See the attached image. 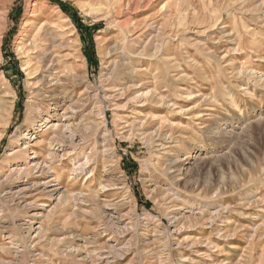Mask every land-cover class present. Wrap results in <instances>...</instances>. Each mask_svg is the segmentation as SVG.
I'll use <instances>...</instances> for the list:
<instances>
[{
	"label": "rangeland",
	"instance_id": "obj_1",
	"mask_svg": "<svg viewBox=\"0 0 264 264\" xmlns=\"http://www.w3.org/2000/svg\"><path fill=\"white\" fill-rule=\"evenodd\" d=\"M54 1L0 0V264H264V0ZM45 53L92 128L14 160Z\"/></svg>",
	"mask_w": 264,
	"mask_h": 264
},
{
	"label": "bare ground",
	"instance_id": "obj_2",
	"mask_svg": "<svg viewBox=\"0 0 264 264\" xmlns=\"http://www.w3.org/2000/svg\"><path fill=\"white\" fill-rule=\"evenodd\" d=\"M159 37H160V34H158L157 37H153L154 41L156 39L155 44H154V42L152 43V46H153L152 50H154L155 54H161V51H162V48H163V41L162 42L161 41H157L158 40L157 38H159ZM49 54H47V53L43 54L42 57L39 58V61H38L39 64H41V66H42L41 71L43 70V73H40L38 75V77H37L38 80H39L38 81L39 84L42 85V88L37 91L39 103H36L35 101H31L27 105V110H28V112H27L28 114H27V117H26V124L27 125L25 126V124H24V130L25 131L20 130L19 134H18V137H17V140H16V142L19 143V144H20V142H23L22 145L24 147L21 150H17V151H16V149H14L13 153L11 154L13 156L14 160L24 159L27 162V160L29 159V152L32 153L31 151H32L33 145H38L39 146V145H42V143H44V140L40 139L41 137L32 138L34 134H39L40 131H44L46 136H51V138H49V140H48V143H49L50 147L53 146V144L56 143V144H60L61 146L62 145L65 146V145L69 144L74 149L78 148V145H75V141H76V137L78 136V133L80 132V125L75 124V122L78 119L79 110L83 114L82 115V121L84 122L83 125H84L85 129L87 131H90L91 128H92L91 125L88 123L89 113L85 114V112H87L89 110V107L91 106V102L95 98H99V96L96 95V97H95V95H93L91 93V87H88V81H87L86 76H82L81 77V76H78L77 74H74V83L71 84V87H70L71 90L70 91L65 90L68 87V86L65 87V83L66 82L68 83V80H67L66 76H64V75L59 76V74H58V69H59L58 66L59 65L57 66V64H55L54 61H52V59L49 58ZM134 69L132 68V71H131L132 75H134L136 73V71H135L136 69L135 70ZM153 76L155 78L159 77L156 74L153 75ZM81 86H86V90L83 93H80V95H75L74 96L72 91H75L76 88L81 87ZM45 90H47V91H45ZM130 90L132 91L133 94H132L131 99L130 100L128 99L129 101L127 102L126 106L133 105V106L137 107L139 105L138 103H140V104H143V107H144L150 101V98H158V101L156 102V106L158 105V106L163 107V108L169 106V102L166 101L163 97H160V95L158 94L157 87L151 86L150 88H147V89L143 90V89H141V86L138 84V81L134 80L132 85L130 86V88L127 91L129 92ZM121 91H123V90L121 89ZM124 92H126V91H124ZM189 95L192 96V93H189ZM228 100H229V103L232 106H236V101H235V99L233 97L228 96ZM213 101H214V99H213ZM108 103H110V102H108ZM115 109L117 110L118 107L115 108ZM89 112L91 113V111H89ZM101 114L104 115L102 112H101ZM145 119L146 120H151V121H154V122H158L160 124L159 130H157V132H155V136L156 137H162V133H163L162 125H163L164 121L162 122L161 119H159L158 117H155V116H148ZM130 120H132V119H130ZM139 122H140V120H139ZM143 123H144V121H143ZM102 136H104V135H102ZM103 138H105V137H103ZM34 142H36V143L33 144ZM50 151H49V153H50ZM52 151H53V153H50L49 157L52 160H55L56 148L55 149L53 148ZM80 155L81 156L78 155L77 158H75L74 155L69 154V157L73 156L72 157V161L75 164V169L73 171L74 173L72 172L74 175L79 173V172H81V171H83L84 170V166H85V165L83 166V164H81V163H77L76 164L77 160L81 161L80 159L84 158L87 161H90V160H88L89 156L85 155L83 149L80 150ZM178 156L179 155H177V158H178ZM93 160L94 159H92V161ZM177 160H179V159H177ZM65 161H67V160H65ZM174 164H177V163H174ZM49 166L50 165H48V167ZM43 171H44V169H43ZM59 183H61V182H59V180L56 177H53L45 185L48 186V187H52L54 189L53 191H57V189L55 187L59 186ZM102 186H104V185H102ZM111 187H113V186H111ZM77 197H78V195H77ZM63 199H64L63 195H61L58 198L59 201H62ZM11 200H12V198H11ZM35 216H37V214H35L34 217ZM39 217H41V215ZM119 252H120L119 250H116L115 248H112L111 253L108 254V256L105 257V259L108 260V261H117L118 259L121 258V254H119ZM105 254H107V253H105Z\"/></svg>",
	"mask_w": 264,
	"mask_h": 264
},
{
	"label": "trees",
	"instance_id": "obj_3",
	"mask_svg": "<svg viewBox=\"0 0 264 264\" xmlns=\"http://www.w3.org/2000/svg\"><path fill=\"white\" fill-rule=\"evenodd\" d=\"M52 1H54V0H52ZM55 3H58L59 4V6H61L62 8H64L65 9V6H63L59 1H54ZM66 10V9H65ZM67 11V10H66Z\"/></svg>",
	"mask_w": 264,
	"mask_h": 264
}]
</instances>
